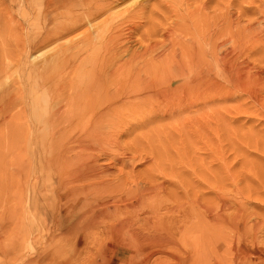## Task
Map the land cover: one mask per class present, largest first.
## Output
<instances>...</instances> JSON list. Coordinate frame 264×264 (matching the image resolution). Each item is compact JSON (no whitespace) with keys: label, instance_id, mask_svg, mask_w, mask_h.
<instances>
[{"label":"rangeland","instance_id":"obj_1","mask_svg":"<svg viewBox=\"0 0 264 264\" xmlns=\"http://www.w3.org/2000/svg\"><path fill=\"white\" fill-rule=\"evenodd\" d=\"M48 1L0 0V262L22 264L31 258L34 264L108 263L122 253L120 264H175L174 257L182 264L189 259L191 264H209L206 242L215 228L211 204L229 199L226 204H233L226 215L240 211L248 222L239 220L228 242L243 248L244 257L251 252L247 255L252 260L264 264V0H107L110 7L92 21L104 33L91 40L85 27L49 38L64 20L65 8L48 6ZM71 43H79L80 50L68 51L65 45ZM55 60L59 65L44 67ZM123 63L115 76L101 79L105 68ZM139 80L148 83L142 87ZM202 80L211 83L208 90ZM65 90L84 99L67 109L62 106ZM156 92L160 97L153 96ZM47 99L61 109L48 112ZM87 103L98 109L113 104L111 121L99 129L102 143L98 138L86 149L50 155L49 148L67 134V111L78 115L79 123H88L94 108L85 109ZM52 114L57 127L48 121ZM80 128L71 135H87ZM76 151L84 162L89 154L88 163L107 169L94 183H108L105 195L112 202L131 204L146 197L148 204H138L137 210L129 206V215L121 205L120 219H138L135 227L143 232L147 230L142 226L154 222L164 236L175 237L171 243L163 250L161 245L134 242L129 248L118 237L106 241L100 230L97 241L86 247L66 238L61 230L69 219L67 196L84 182L81 177L69 182L71 171L85 172V167L72 170L65 165ZM88 181L82 185L87 192ZM249 224L259 225L255 234L243 229ZM109 243L113 252L106 261L95 248L103 251ZM233 254L235 262L241 261Z\"/></svg>","mask_w":264,"mask_h":264},{"label":"bare ground","instance_id":"obj_2","mask_svg":"<svg viewBox=\"0 0 264 264\" xmlns=\"http://www.w3.org/2000/svg\"><path fill=\"white\" fill-rule=\"evenodd\" d=\"M110 3H113L114 1L116 0H109ZM49 5L52 4H56L58 7H62V8H65V14H64V20L62 21H59V28L57 31H51V33L49 34V38L50 37H55L56 39H59L61 37H63L64 35H68L70 34L71 32L77 30V29H80V28H83L85 27L86 30H85V34L87 35L86 36V39L87 40H91L92 38H97L101 33H104L103 30H99L98 28L100 27L99 24H95L93 26L92 24V21L93 20H96L97 18H99V16H101L109 7H110V3L107 2V0H49L48 1ZM58 23V22H57ZM247 25V24H246ZM251 26V25H250ZM255 26V25H254ZM261 26V25H260ZM93 27V28H92ZM253 28V27H252ZM98 30V31H97ZM111 30V29H110ZM120 30V29H118ZM101 31V32H100ZM252 31V30H251ZM258 31V30H257ZM110 32V31H109ZM248 32V31H247ZM113 34V33H112ZM110 35V33H109ZM243 35V34H242ZM258 35V34H257ZM232 37V36H231ZM52 39V38H51ZM50 40V39H49ZM67 41V40H66ZM230 42V41H229ZM90 45V44H89ZM236 45V44H235ZM60 46H62L60 44ZM67 48H65L63 46V49L65 48V51L66 49L69 51L74 49V50H80V45L79 43H71L70 45H65ZM232 46V45H230ZM233 47V46H232ZM237 48V47H236ZM253 49H256V48H253ZM232 49H230L231 51ZM243 50V49H242ZM84 51V50H83ZM207 51V50H206ZM246 51V50H245ZM244 51V52H245ZM247 52V51H246ZM83 53V52H82ZM235 53V52H234ZM240 53V52H239ZM64 54V53H63ZM61 54V55H63ZM67 54V53H66ZM65 54V56H66ZM226 54V53H225ZM244 55V54H243ZM57 56V55H55ZM240 55H238L239 57ZM58 57V56H57ZM237 57V58H238ZM62 58V57H61ZM234 59H236V57L234 56ZM52 60V59H51ZM233 60V59H231ZM240 60V59H239ZM65 61V59H64ZM63 59H62V62H64ZM236 61V60H235ZM126 62V61H125ZM59 61H53L52 63L48 64V63H45L46 66L44 67H48L50 65H59ZM103 61L101 62L100 66L103 67ZM127 63V62H126ZM189 63V62H188ZM238 63V62H237ZM124 64H119V67L117 68H111L109 70H107L105 68V73L103 74V76L101 77L102 80H104L105 78H108L110 77L111 75L112 76H115V73L117 72L118 69H120V66L121 67H124ZM226 64V63H225ZM44 65V64H43ZM221 66V65H220ZM236 66V65H235ZM239 66V65H238ZM126 67V66H125ZM169 67V66H168ZM223 67V66H222ZM237 67V66H236ZM236 67H234L236 69ZM43 69V66L41 67ZM182 68V67H181ZM180 68V69H181ZM185 68V67H184ZM187 68V67H186ZM233 68V69H234ZM179 69V68H178ZM234 69V70H235ZM252 69V68H251ZM165 70V69H164ZM189 70V69H188ZM231 70V69H230ZM119 71V70H118ZM124 71V70H123ZM182 71V70H180ZM232 71V70H231ZM122 72V71H121ZM167 72V71H166ZM184 72V71H183ZM217 72V71H216ZM230 72V71H228ZM233 72V71H232ZM177 74V72H175ZM121 74V73H120ZM123 74V73H122ZM218 74V73H217ZM165 75V74H164ZM180 75V74H179ZM166 76V75H165ZM174 76V75H173ZM178 76V75H177ZM258 76V75H257ZM256 76V78H257ZM261 76V75H259ZM170 77V76H169ZM216 77V76H215ZM247 77V76H246ZM244 76V78H246ZM255 77V76H254ZM115 77H113L114 79ZM176 78V77H175ZM174 78V79H175ZM233 78V77H232ZM236 78L239 79V77L237 76ZM251 77H249L250 79ZM260 78V77H259ZM259 78H257L259 80ZM201 79V78H200ZM199 79V80H200ZM220 79V78H219ZM237 79V80H238ZM241 79V77H240ZM248 79V78H247ZM253 79V78H252ZM255 79V78H254ZM193 80V79H192ZM234 80V79H233ZM251 80V79H250ZM256 80V81H258ZM173 81V80H172ZM223 81V80H222ZM221 81V82H222ZM244 81V79L242 80ZM255 81V80H254ZM255 81V82H256ZM47 82V81H46ZM204 85V87L208 90L209 87H210V84L207 80H202L201 81ZM259 82V81H258ZM261 82V81H260ZM68 83V82H67ZM70 83V82H69ZM126 83V82H125ZM136 83H143V86L142 87H145L146 83L148 82H144V81H137ZM213 83V82H212ZM226 83V82H225ZM262 83V82H261ZM106 84V83H104ZM103 84V85H104ZM151 84V83H150ZM232 84V83H230ZM256 84V83H255ZM258 84V83H257ZM45 85V84H44ZM51 84H49L50 86ZM68 85V84H66ZM72 85V84H71ZM112 85V84H111ZM224 85V84H223ZM47 86V84H46ZM48 86V87H49ZM92 86V85H91ZM118 86V85H116ZM45 87V86H44ZM106 87V86H105ZM120 86H118L119 88ZM180 87V86H179ZM184 87V86H183ZM212 87V86H211ZM228 87V86H227ZM261 87H262V84H261ZM63 88V87H62ZM89 88V87H88ZM122 88V87H121ZM196 88V85H193L189 90H192V89H195ZM213 88V87H212ZM264 88V87H262ZM43 89V88H42ZM109 90L111 88H108ZM235 89V88H234ZM47 90V89H46ZM148 90V89H147ZM58 91V90H57ZM68 91V90H67ZM70 91V90H69ZM68 91V92H69ZM83 91V90H82ZM81 91V92H82ZM150 91V90H149ZM184 91V90H183ZM262 91V89H261ZM68 92H66L65 90V93L67 94ZM76 92V91H75ZM87 92V91H86ZM139 92V91H138ZM146 92V91H145ZM177 92V91H176ZM181 92V90H180ZM209 92V91H208ZM79 93V92H78ZM99 93H102L99 92ZM117 93V92H115ZM169 93V92H168ZM65 94V95H66ZM84 94V93H83ZM181 94V93H180ZM62 95V94H61ZM79 94H74V93H70V94H67L66 97H65V100H64V104L62 106H65V108L68 109L67 106L69 107H72L73 109V104H77V103H80L82 100L81 99H84L82 96L79 97L80 95H82L80 93V95L78 96ZM107 95V94H106ZM119 95V94H118ZM161 95V92H156L153 94L154 97L158 98L160 97ZM174 95V94H173ZM195 95V94H194ZM200 95V94H198ZM204 95L206 96V94L204 93ZM203 95V96H204ZM113 96V94L111 95ZM182 96V95H181ZM180 96V97H181ZM184 96H187V94H185ZM202 96V97H203ZM98 97H101L100 95ZM64 99V97H62ZM86 98V96H85ZM95 98V97H94ZM113 98V97H112ZM130 98V97H129ZM170 98V97H169ZM184 98V97H183ZM186 98V97H185ZM184 98V99H185ZM194 98V97H193ZM198 98V97H197ZM119 99V98H118ZM20 100V99H19ZM105 100V99H104ZM1 101V100H0ZM88 101V99H87ZM98 101V100H97ZM102 101V100H101ZM178 101V100H177ZM45 102V101H44ZM86 102V101H85ZM95 102V101H94ZM128 102V101H127ZM46 103H47V109H48V112H52V111H59V109H61L62 106H59V103L55 102L54 99H47L46 100ZM84 103V102H83ZM99 103V102H98ZM104 103V102H103ZM172 103V102H171ZM133 104V103H132ZM139 104V103H138ZM72 105V106H71ZM112 103H108L107 105H103L101 106V108L98 109V107H96V105H89L87 103V106L85 107V109L89 110V108H94L93 109V112L92 114L89 116V121L88 123H84V121H80L79 123V119H78V115H75V114H69L68 111L66 112V116L67 118H65L64 122H65V127H66V130L67 131V134H65V138L62 142L55 144L54 148H49V151H50V155L53 151H57L59 153L65 151H70L71 149L73 150V148H77L78 150L80 149H86L88 148L86 145H88V143H97L95 140L96 139H100V142L102 143L101 141V138L103 135V132L99 129L101 128H104L106 125L109 124V122L111 121V116H112ZM135 105V104H134ZM144 105V104H143ZM98 106V105H97ZM137 106V105H136ZM189 106V105H188ZM75 107V106H74ZM120 107V106H119ZM192 107V106H191ZM190 107V108H191ZM28 108V107H27ZM189 108V107H188ZM66 109V110H67ZM177 109V108H175ZM78 114H80L83 109H79L78 110ZM92 111V110H91ZM122 111V110H121ZM154 111V110H153ZM174 111V110H173ZM180 111V110H179ZM65 112V111H64ZM169 112V111H168ZM178 112V111H176ZM174 112V113H176ZM1 113V112H0ZM120 113V112H119ZM173 113V114H174ZM54 114V112H53ZM52 114V118L51 119H47L48 121L51 122V124H55L56 121L53 120V118L55 117V115ZM177 114V113H176ZM84 115V114H83ZM115 115V114H114ZM171 115V114H170ZM63 116V115H62ZM179 116V115H178ZM121 117V116H120ZM12 118V117H11ZM57 118V116H56ZM116 118V117H115ZM105 119L103 122H100V120H103ZM57 120V119H56ZM88 120V119H87ZM86 120V121H87ZM46 121V120H45ZM58 121V120H57ZM85 121V122H86ZM106 121L108 122L106 124ZM49 123V122H48ZM113 124V123H112ZM64 125V124H63ZM116 125L117 122H116ZM62 126V125H61ZM54 127H57L56 125H54ZM73 127V130L72 129H69ZM80 127H82L84 129V131L87 133V135L83 136L82 134L81 135H78L76 137H73L72 132L76 129H80L82 130ZM109 128V127H108ZM30 129V127H29ZM59 129H65V128H59ZM53 130V129H52ZM64 132V131H63ZM81 132V131H80ZM101 133V134H100ZM60 136V135H59ZM58 139V138H57ZM64 146V147H59V146ZM53 147V146H52ZM56 149V150H55ZM77 152V151H76ZM75 152V153H76ZM55 153V152H53ZM102 154V153H101ZM96 155V153L94 154V156ZM110 155V154H109ZM123 155V154H122ZM60 156V154H59ZM90 155L88 154L87 156V163L83 161V157L81 156V154L79 155L78 152H77V155L75 157H70L69 159H65V165L68 167V168H72L73 169H78L79 167H85V172H79V173H76L75 171H71V175H70V180L69 182H76L75 180H77V177L78 178H82L85 182L88 181L87 183V186L90 187L89 188V191H85L84 187L82 186L83 184L80 186L79 184L76 186L74 185L73 187H76V189H73L71 193H68V201L70 202V205L68 206V212H67V217L69 218L66 225V228L62 227V230L64 228V230L61 232L64 234V236L67 238H74V240L79 243V242H84L85 244V247L86 245L89 243H95L97 241V233L96 231L100 230L99 233H102L101 235L104 236V239L106 241L108 240H112L111 242H113L115 239V237H118L119 239H121L120 243L121 244H124V245H127L129 246V243L131 242H134L136 244H139V243H149V244H153V246L155 245H161V249L163 248V246H166V243H169V240H170V243H171V238L174 239L175 237L172 236V237H168V236H164L163 233H160L158 231V227L157 226L158 224H154L153 223H146V226L142 228L145 230H147V232H143L140 230V228H137L135 227V222H137V220L134 222V220L130 217L128 218L126 216V218H123V219H120L121 216V205H123L122 209L125 210L126 208V211L124 214H127L129 215L131 212L128 208L132 207L133 209L136 208V206L139 204V205H147V200H146V197L141 195L140 197L136 198L135 202L129 204V203H126V202H123L121 200V204H119L118 202H112V200L110 199L111 197H108L105 195V191H107L108 189H110L108 183H104L102 184V182H100L99 184L98 183H94L95 182V179L94 177L97 175V174H104L107 169H103L101 167H99L98 165H100L99 163H95V161H93L92 163H88V160L89 158L91 159V156L89 157ZM102 156V155H101ZM107 156V155H106ZM104 157V155H103ZM142 157V156H141ZM260 157V156H259ZM108 158V157H107ZM126 158V157H125ZM143 158V157H142ZM114 159V158H113ZM127 159V158H126ZM145 159V158H144ZM261 159V158H260ZM115 160V159H114ZM120 160V159H119ZM128 160V159H127ZM131 160V159H130ZM83 161V163H81ZM100 161V160H99ZM115 161H118V160H115ZM120 162V161H119ZM128 163V162H126ZM125 163V164H126ZM63 164V163H62ZM104 165V164H102ZM106 165V164H105ZM114 165V163H113ZM129 165V164H128ZM127 165V166H128ZM123 167V165H121ZM126 166V165H124ZM131 166V164L129 165ZM103 167V166H102ZM106 167V166H105ZM108 167V166H107ZM110 168V167H109ZM123 169V168H121ZM132 171V170H131ZM108 172V171H107ZM109 174V173H108ZM106 175V173H105ZM75 178V179H74ZM81 180V179H79ZM82 181V180H81ZM91 181V183H90ZM98 182V181H97ZM71 183V184H72ZM69 184V183H68ZM76 184V183H75ZM86 185V184H85ZM66 187V186H65ZM73 187H70V190L73 188ZM82 187V188H81ZM87 187V188H88ZM146 187V186H144ZM264 187V186H262ZM143 188V187H142ZM146 189V188H144ZM149 189V188H148ZM143 190V189H142ZM142 190H140L142 192ZM152 190V189H151ZM150 190V191H151ZM138 191V190H137ZM144 191V190H143ZM215 191V190H214ZM219 191V190H218ZM149 193V191H148ZM151 193V192H150ZM215 193L218 195L219 192L215 191ZM223 193V192H221ZM139 194V192H138ZM220 194V193H219ZM225 195V193H223ZM137 195V194H136ZM221 195V194H220ZM76 196V197H75ZM135 197V196H134ZM219 197V195L217 196ZM220 198V197H219ZM224 198V197H223ZM217 199V198H216ZM67 200V199H66ZM131 200V199H130ZM220 200H223V201H219L217 204H211V205H215L213 206L214 207V210L210 208L211 211H215L214 213H210L209 211V214L210 217H211V221L213 223V226L215 228L212 229L213 235H211L207 240H209L208 242H206V245H207V248L208 250H210V253L212 255V263H209V264H259L262 259L260 260V262L258 261V263L251 257H249L247 254H250L249 252L246 254V256L244 257L243 253L245 252V250L239 246H231V244L228 242V240H230V238L232 237V235L230 234L231 232H236L237 231V228H238V224H239V220L243 219L242 217L245 216L244 214L242 215V212H236V213H232L231 215H226V211L225 209L226 208H229V205L230 204H233V201H231V203H229V205L226 204L227 201L230 202L229 199H220ZM71 201H73V203H71ZM155 201V200H154ZM246 201V200H245ZM132 202V201H131ZM150 202V201H149ZM192 202V201H191ZM197 202V201H196ZM212 202V201H211ZM67 203V202H66ZM228 203V202H227ZM248 203V202H247ZM246 203V204H247ZM198 205V204H197ZM227 205V206H226ZM130 206V207H129ZM178 206V205H177ZM201 206V205H200ZM207 206V205H206ZM81 208V212H76L78 213H74L72 212L75 208ZM202 207L205 208V206L202 205ZM235 207V206H234ZM141 208V207H140ZM147 208V207H146ZM173 208V207H172ZM179 208V207H178ZM176 208V211H178ZM198 208L201 209V207L198 206ZM209 208V207H208ZM206 209L205 210H209V209ZM217 208L221 211L219 212V214H217ZM230 208H231V205H230ZM139 209V208H138ZM137 210V208H136ZM146 210V209H145ZM144 210V211H145ZM227 210V209H226ZM230 210V209H228ZM227 210V211H228ZM132 211V210H131ZM135 211V210H134ZM175 211V209H174ZM176 211H175V214H176ZM200 211V210H199ZM198 211V212H199ZM148 211H146L147 213ZM203 212V211H202ZM143 213V212H142ZM145 213V212H144ZM229 213V212H228ZM132 214V213H131ZM140 214V213H139ZM174 214V215H175ZM137 215V214H136ZM173 215V216H174ZM183 215V214H182ZM134 216V215H133ZM132 216V217H133ZM141 216V215H139ZM153 216V214H152ZM65 216V219L67 218ZM120 217V218H119ZM123 217V216H122ZM138 217V215H137ZM157 217V216H156ZM171 217V216H170ZM186 217V215L184 216ZM208 217V216H207ZM246 217V216H245ZM249 217V216H248ZM247 217V218H248ZM64 218V217H63ZM143 218V217H142ZM147 218V217H146ZM167 218V217H166ZM169 218V217H168ZM140 219V218H139ZM145 219V217H144ZM178 219V218H177ZM181 219V218H180ZM209 219V217H208ZM208 219H206L208 221ZM118 220V221H117ZM161 220V218H160ZM164 220V219H163ZM168 220V219H167ZM167 220H166V225H167ZM170 220V219H169ZM172 220V219H171ZM63 221V220H62ZM139 221V220H138ZM174 221V219H173ZM244 222H248L247 219H243ZM140 222V221H139ZM156 222H159L156 221ZM159 223H162L161 221ZM164 223V222H163ZM186 223V222H185ZM184 223V224H185ZM208 223V222H207ZM138 225V224H137ZM160 225V224H159ZM164 224H162V226H164ZM170 225V224H168ZM167 225V227H168ZM183 225V224H182ZM258 224H249V227L247 228V226H243V229L247 230L248 232H250L251 234H255L254 232H256L258 229L256 226ZM61 226V225H60ZM139 227V226H138ZM173 227V226H172ZM176 227V226H175ZM237 227V228H236ZM255 227V228H254ZM164 228V227H163ZM181 228V226L179 227ZM224 228H226V230H228L226 233H223L225 231H222L224 230ZM162 229V227H161ZM261 229V228H260ZM160 230V229H159ZM256 230V231H255ZM95 231V233H94ZM198 231V230H197ZM92 232V233H91ZM180 232V231H179ZM187 232V231H186ZM245 232V231H243ZM169 232H167L168 234ZM92 234V235H91ZM178 234V233H177ZM249 234V233H248ZM96 235V236H94ZM240 234H238L239 236ZM250 235V234H249ZM262 235V234H261ZM260 235V236H261ZM93 236V237H91ZM241 236V235H240ZM239 236V237H240ZM174 237V238H173ZM202 237V236H201ZM237 237V236H235ZM248 237V236H247ZM250 237V236H249ZM92 239V240H91ZM177 239V238H176ZM183 239V237L181 238ZM233 239V237H232ZM245 238H243L244 240ZM248 239V238H247ZM179 240V239H177ZM249 240V239H248ZM247 240V241H248ZM255 240V238H254ZM182 241V240H181ZM188 241V240H187ZM233 241V240H232ZM241 241V240H240ZM245 241V240H244ZM250 241V240H249ZM248 241V242H249ZM261 241V240H260ZM259 241V242H260ZM115 242V241H114ZM234 242V241H233ZM256 242V240H255ZM258 242V241H257ZM258 242V243H259ZM239 243V241H238ZM244 243V242H243ZM242 243V244H243ZM88 244V245H89ZM181 244V243H180ZM249 244V243H248ZM184 245V244H183ZM194 245V244H193ZM205 245V244H204ZM205 245V246H206ZM246 245V243H245ZM255 245H259V244H255ZM260 245H262V243H260ZM259 245V246H260ZM250 246V245H249ZM248 246V247H249ZM179 247V246H178ZM251 247V246H250ZM129 248H131L129 246ZM184 248V247H183ZM192 248V247H191ZM190 248V250H191ZM247 248V247H245ZM101 249V248H100ZM100 249H98L97 247L95 248L96 252H99L98 255H100L101 253L104 254V256L106 257V261H107V255L108 254H111L113 252V249H111V244L109 243V245L106 247L105 250L101 251ZM159 249V248H158ZM250 249V248H249ZM253 249L257 252V248L253 247ZM163 250V249H162ZM182 252H185L183 249H181ZM196 251V250H194ZM236 251L239 256H240V259L241 261L239 262H235V259L233 258L234 254L233 252ZM189 252H193V250L189 251ZM163 253V252H162ZM260 253V251H259ZM262 254V253H261ZM180 255V254H179ZM186 255V253H185ZM253 255V254H252ZM256 255V254H255ZM237 256V254H236ZM26 257V256H25ZM103 257V256H102ZM182 257V255L180 256ZM184 257V256H183ZM182 257V258H183ZM244 257V258H243ZM104 258V257H103ZM238 258V257H237ZM25 259V258H24ZM121 259H124L122 253H118L116 255H114V258L113 260H109V262H105L104 261H100L99 263L97 261H95L93 264H120L119 261ZM181 259V258H180ZM180 259L178 258H175L174 257V262L175 264H182L184 261H179ZM26 260V259H25ZM187 260V259H186ZM14 261V260H13ZM36 261V259H31V258H28L26 261H22L23 263L22 264H34ZM192 262V259H189V264H191ZM20 263V262H19ZM0 264H2V262H0ZM5 264V263H4ZM17 264V263H15ZM21 264V263H20ZM92 264V263H91Z\"/></svg>","mask_w":264,"mask_h":264}]
</instances>
